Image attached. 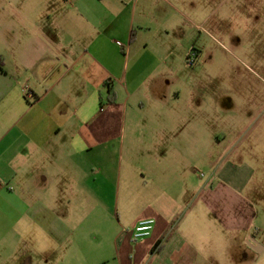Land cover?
I'll return each instance as SVG.
<instances>
[{"label": "crops", "instance_id": "crops-1", "mask_svg": "<svg viewBox=\"0 0 264 264\" xmlns=\"http://www.w3.org/2000/svg\"><path fill=\"white\" fill-rule=\"evenodd\" d=\"M171 1L0 0V264H264V125L219 139Z\"/></svg>", "mask_w": 264, "mask_h": 264}, {"label": "rangeland", "instance_id": "rangeland-1", "mask_svg": "<svg viewBox=\"0 0 264 264\" xmlns=\"http://www.w3.org/2000/svg\"><path fill=\"white\" fill-rule=\"evenodd\" d=\"M171 3L178 10L168 12L171 24L180 27L181 35L191 28L195 29L199 39L197 45L195 43V46L189 47V52L194 48L198 51L199 57L193 67L187 66L188 55L184 56L182 48L176 51L178 76H196L197 86L202 93H216L213 120L216 118L218 122H226L227 118L234 124L239 123L232 133L226 131L224 126H219L216 133L222 141L221 134L227 132V143L233 142L240 151L243 125L249 122L264 125V98L261 97L264 96V15L259 13L264 10V0H182ZM206 99L210 103L212 101L211 105L206 104L204 108L205 105L201 104L199 108L209 113L214 108V100ZM225 148L226 145L222 150ZM112 151L113 147H109L106 153ZM211 167L209 160L202 157L194 168L200 179L204 180ZM104 196L114 213V182ZM100 236L97 232L91 233L84 252L87 250L90 256L98 253L103 246ZM139 242H132V245ZM107 249H110L113 258L114 247L107 244Z\"/></svg>", "mask_w": 264, "mask_h": 264}, {"label": "built area", "instance_id": "built-area-1", "mask_svg": "<svg viewBox=\"0 0 264 264\" xmlns=\"http://www.w3.org/2000/svg\"><path fill=\"white\" fill-rule=\"evenodd\" d=\"M198 57H199L198 51L192 49L187 56V60H186L187 66L193 67L196 64ZM154 225H155V220L153 219L140 222L133 231L132 240L134 242H137L149 237L154 228Z\"/></svg>", "mask_w": 264, "mask_h": 264}, {"label": "trees", "instance_id": "trees-1", "mask_svg": "<svg viewBox=\"0 0 264 264\" xmlns=\"http://www.w3.org/2000/svg\"><path fill=\"white\" fill-rule=\"evenodd\" d=\"M115 101V95L111 94V98L109 100L110 103H114ZM154 252L159 251L160 250V243L156 244V246L154 247Z\"/></svg>", "mask_w": 264, "mask_h": 264}]
</instances>
